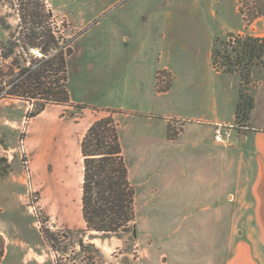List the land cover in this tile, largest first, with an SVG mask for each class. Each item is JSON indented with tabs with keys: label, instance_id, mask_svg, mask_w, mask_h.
Wrapping results in <instances>:
<instances>
[{
	"label": "rangeland",
	"instance_id": "obj_1",
	"mask_svg": "<svg viewBox=\"0 0 264 264\" xmlns=\"http://www.w3.org/2000/svg\"><path fill=\"white\" fill-rule=\"evenodd\" d=\"M132 1L47 0V8L53 12V22L50 23L55 27L60 44L66 48L68 40H71L73 53L68 58V88L75 99L100 105L112 104L113 98L106 89L111 86L113 76L110 66L114 60V41L110 36L104 39V35L116 33L113 30L114 16L122 6ZM183 1L193 7L175 15L177 20L184 21L181 31L200 30V52L193 58L194 76L209 85L210 41L204 40L203 35L211 28L206 20L209 19V4L212 5L213 1ZM219 1L216 0L212 6L216 10H219ZM229 1L233 10L234 0ZM13 3L14 0H0V43L11 38L12 33L23 43V33H20L23 29L12 8ZM262 5L264 0H243L241 7L249 15ZM214 27L222 30L218 22ZM221 39L233 41L234 37L228 35ZM219 47H222L221 43ZM41 55L39 50L33 49L31 53H25V60L20 61L28 65ZM0 67L5 73V89L0 98V230L4 238V255L6 253L0 264L209 262L208 250L197 249L195 242L199 241V235L186 230L195 219L187 218L183 210V207L193 204V189L189 191L176 174L170 179L161 173L151 177L150 171L143 168V158L149 149H146V142L150 136L160 139L163 130L160 124L145 128L137 119H128L120 110L89 107L86 103H82L86 108L79 109L75 106L76 100L71 104L46 102L43 111L32 115V111L45 101L5 93L12 86V68L15 72L19 68L12 58L5 59L1 53ZM237 79L234 73L220 78L229 91H226L228 95L235 93ZM170 81L169 73L159 71L156 89L166 90ZM108 109L115 111L113 115L120 124L123 150L136 188L137 220L130 232L104 236L95 231H85L81 206L83 157L80 143L89 119L108 114ZM168 130L169 136L175 137L182 130L181 122L176 119L170 121ZM165 155L148 151V156L162 166L164 163L160 159ZM48 232L53 233V241L48 240ZM81 240L83 246L79 243Z\"/></svg>",
	"mask_w": 264,
	"mask_h": 264
},
{
	"label": "crops",
	"instance_id": "obj_2",
	"mask_svg": "<svg viewBox=\"0 0 264 264\" xmlns=\"http://www.w3.org/2000/svg\"><path fill=\"white\" fill-rule=\"evenodd\" d=\"M212 1L206 20L211 28L203 35L210 41L209 85L194 76L200 30L181 31L184 21L175 15L193 5L183 0H133L115 14L116 33L104 35L114 41L113 76L106 89L112 104L72 98L89 107L120 110L145 128L160 124V139L150 136L149 149L142 151L147 154L143 168L151 177L161 173L170 179L176 174L189 191L193 189V204L183 210L187 218L195 219L186 230L199 235L195 243L199 251L208 250L207 264H264V64L252 68L249 92L255 108L245 122L248 128L234 131L228 144L216 143L214 125L236 120L241 79L234 73L236 91L228 95L220 78L232 73L217 71L212 64L217 37L264 36V15L247 22L241 12L243 0H234L233 10L229 0H220L219 10L212 7L216 0ZM216 22L222 30L214 27ZM161 70L171 75L164 91L156 89ZM174 119L181 122L182 130L171 137L169 122ZM95 120L89 119L85 132ZM148 151L165 153L160 159L164 166Z\"/></svg>",
	"mask_w": 264,
	"mask_h": 264
},
{
	"label": "trees",
	"instance_id": "obj_3",
	"mask_svg": "<svg viewBox=\"0 0 264 264\" xmlns=\"http://www.w3.org/2000/svg\"><path fill=\"white\" fill-rule=\"evenodd\" d=\"M12 8L20 19L23 43L12 33V37L1 44V56L12 58L19 68H12L11 88L5 93L28 100L43 99L32 115L44 110L46 102L74 103L68 88V58L73 53L71 40L67 47L60 44L53 22V12L47 8V0H14ZM241 12L247 22L264 15V5L256 7L253 14ZM48 20H50L48 22ZM10 27V26H8ZM233 41L217 37L212 49V64L217 71L238 73L240 89L236 119L246 122L255 108V99L249 92L253 65L264 64V36H234ZM15 38V39H13ZM219 43L222 47H219ZM33 49L41 52L28 65L23 64L25 53ZM5 73L0 67V98L5 89ZM163 91V90H162ZM79 109L87 106L75 103ZM96 119L86 130L80 149L83 157V180L81 184L82 215L85 231H95L104 236L120 235L136 226V188L130 178L129 166L120 136V124L113 110ZM173 137V136H171ZM53 241V233H47ZM80 245L83 246V240ZM4 255V238L0 234V261Z\"/></svg>",
	"mask_w": 264,
	"mask_h": 264
},
{
	"label": "built area",
	"instance_id": "obj_4",
	"mask_svg": "<svg viewBox=\"0 0 264 264\" xmlns=\"http://www.w3.org/2000/svg\"><path fill=\"white\" fill-rule=\"evenodd\" d=\"M247 128L246 123L239 120L228 123L218 122L214 125V140L219 144H228L234 131Z\"/></svg>",
	"mask_w": 264,
	"mask_h": 264
}]
</instances>
